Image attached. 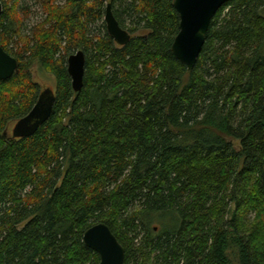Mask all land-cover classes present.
Masks as SVG:
<instances>
[{
  "label": "trees",
  "instance_id": "16d2710c",
  "mask_svg": "<svg viewBox=\"0 0 264 264\" xmlns=\"http://www.w3.org/2000/svg\"><path fill=\"white\" fill-rule=\"evenodd\" d=\"M11 1L0 45L19 70L0 79V264H99L84 242L99 222L123 264H264V0L224 4L191 71L172 52L173 0H36L47 17L29 34L30 8ZM108 3L125 45L107 31ZM35 61L56 79L54 109L14 138L9 125L42 91Z\"/></svg>",
  "mask_w": 264,
  "mask_h": 264
},
{
  "label": "water",
  "instance_id": "95a60500",
  "mask_svg": "<svg viewBox=\"0 0 264 264\" xmlns=\"http://www.w3.org/2000/svg\"><path fill=\"white\" fill-rule=\"evenodd\" d=\"M228 1L173 0V6L180 18V30L172 44V52L189 71L193 70L202 52L213 17ZM2 12L3 4L0 0V14ZM105 21L107 31L115 42L125 45L130 41L131 34L122 28L110 3L106 7ZM85 62L83 50L77 51L68 58V72L75 92H79L84 85ZM18 70L16 58L0 45V79L11 78ZM55 101L56 94L52 88L41 91L29 113L15 123L13 137L33 135L40 125L51 117ZM84 242L99 254V264H123L125 249L106 223L99 222L89 227L84 233Z\"/></svg>",
  "mask_w": 264,
  "mask_h": 264
},
{
  "label": "rangeland",
  "instance_id": "374dc122",
  "mask_svg": "<svg viewBox=\"0 0 264 264\" xmlns=\"http://www.w3.org/2000/svg\"><path fill=\"white\" fill-rule=\"evenodd\" d=\"M28 5H26V3ZM65 0H58V3L63 4ZM13 3V0L11 1V4ZM19 4L30 8L29 9V16L25 17V22L23 23V32L25 34H29L34 26L39 25L42 23L47 15L44 13L43 8H41L40 4L36 2V0H20ZM99 25V23L96 24V26ZM94 25V30L97 31V27ZM139 33H136L138 35ZM32 77L35 82H37L41 90H45L46 88H52L54 91L56 89V79L54 75L47 70H44L39 61H35L33 66L31 67ZM15 125V122L11 123L8 127V133L12 135L13 127ZM233 252V249L231 250V253ZM234 254V253H233Z\"/></svg>",
  "mask_w": 264,
  "mask_h": 264
},
{
  "label": "bare ground",
  "instance_id": "6f19581e",
  "mask_svg": "<svg viewBox=\"0 0 264 264\" xmlns=\"http://www.w3.org/2000/svg\"><path fill=\"white\" fill-rule=\"evenodd\" d=\"M2 1V0H1ZM109 4V3H108ZM107 4V5H108ZM111 4V3H110ZM112 11H113V9H112ZM106 12V11H105ZM104 21H105V17H104ZM105 23H106V21H105ZM107 26V25H106ZM126 30V29H125ZM17 60V59H16ZM17 63H18V61H17ZM12 136H13V134H12Z\"/></svg>",
  "mask_w": 264,
  "mask_h": 264
},
{
  "label": "flooded vegetation",
  "instance_id": "af4514ba",
  "mask_svg": "<svg viewBox=\"0 0 264 264\" xmlns=\"http://www.w3.org/2000/svg\"><path fill=\"white\" fill-rule=\"evenodd\" d=\"M16 123V122H15Z\"/></svg>",
  "mask_w": 264,
  "mask_h": 264
}]
</instances>
